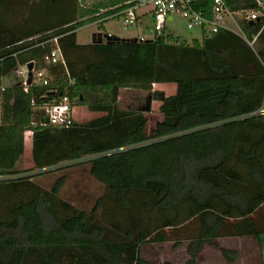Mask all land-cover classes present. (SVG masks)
Returning a JSON list of instances; mask_svg holds the SVG:
<instances>
[{
	"label": "trees",
	"instance_id": "1",
	"mask_svg": "<svg viewBox=\"0 0 264 264\" xmlns=\"http://www.w3.org/2000/svg\"><path fill=\"white\" fill-rule=\"evenodd\" d=\"M11 2L0 0V264H150L142 245L164 242H185L184 264H196L206 243L264 233V10L259 21L238 20L242 34L222 27L192 43L168 32L82 44L77 29L94 18H80L94 9L38 0L32 6L46 9L9 10ZM226 3L230 11L256 7L254 0ZM54 37L66 69L44 60ZM28 62L47 69L46 85L1 86ZM155 83L176 90L153 91L162 118L147 132V106L121 108L118 96ZM64 96L103 114L43 125L40 107ZM28 130L32 166L20 171ZM60 164L87 165L105 187L89 210L59 197L64 175L49 190L34 181ZM219 250L229 263L239 257Z\"/></svg>",
	"mask_w": 264,
	"mask_h": 264
},
{
	"label": "rangeland",
	"instance_id": "2",
	"mask_svg": "<svg viewBox=\"0 0 264 264\" xmlns=\"http://www.w3.org/2000/svg\"><path fill=\"white\" fill-rule=\"evenodd\" d=\"M85 5H88L90 0H82ZM88 2V3H87ZM93 3V2H92ZM150 7L138 9V13L149 11ZM171 18H167L165 23L166 29L175 37L185 40L187 43H192L194 39L200 41L204 34L199 27L187 28L186 21L177 12L170 14ZM237 17H239L237 15ZM234 16L233 20L231 15H227L224 21L225 26L237 33L242 34L238 25V19ZM154 23L150 13L141 17V25H123L121 17H114L104 20L99 23L85 22L83 26L77 29L78 43H89L92 41L93 35L110 33L119 38H133L144 36L147 39L153 37ZM97 39L98 36L96 35ZM104 41V40H103ZM253 45V42H250ZM23 76L19 75L15 69L8 72L1 79V86H9L11 84H20ZM176 85L174 83H155L152 85L151 91H142L134 88L121 89L118 96V106L121 108H134L142 109L147 106V111L144 115L147 117V128L149 130L155 123L162 118L159 110L160 101L153 99V91L162 92L164 96L175 93ZM75 121L84 122L89 119L101 116L103 113L93 112L87 109L86 106L75 105L74 107ZM30 141V143L28 142ZM24 153L16 163V169L24 171L32 166L31 160V134L27 131L23 134ZM64 166V167H62ZM64 175L65 182L59 191V197L68 201L77 208L89 210L97 197L105 192V187L100 182L96 181L88 173L87 165H68L60 164V169L57 172L49 173L46 175H39L34 178V181L41 187L49 190L53 181L58 177ZM258 240L259 245L254 247L251 253L250 264H264V233ZM185 244V242L183 243ZM218 247V244L207 243L205 250ZM211 248V249H210ZM182 247H173L172 242L144 244L141 247V254L147 258L150 264H163L171 255L180 257ZM207 252V251H204ZM211 257V256H210Z\"/></svg>",
	"mask_w": 264,
	"mask_h": 264
},
{
	"label": "built area",
	"instance_id": "3",
	"mask_svg": "<svg viewBox=\"0 0 264 264\" xmlns=\"http://www.w3.org/2000/svg\"><path fill=\"white\" fill-rule=\"evenodd\" d=\"M254 1L255 8L240 11H230L226 0H125L112 6L97 8L96 10L91 6L93 0H90L89 3L87 2L88 5H85L82 0H78V3L80 8L84 10H95L80 18L81 20L94 18V20L91 21L92 23H99L110 18L121 17L123 25L129 26L134 24L138 26L140 16L150 13L154 23V34L153 37L149 39L151 40L157 36L168 33L165 23L173 12H177L183 17L186 21L187 28L199 27L204 36L215 33L219 28H227L224 24L227 15H231L234 21H236L234 16L237 17V15L239 16L237 17L238 20L259 21L260 16L263 14L262 10H264V0ZM144 7H150L149 11L138 13V9ZM107 34L112 35L110 33ZM104 35L100 34L105 41ZM137 39L140 41L148 40L144 36H139ZM48 42L51 44V48L44 56L45 62L52 65L62 64L66 69V63L58 44V38H51ZM26 65L27 64H18L15 67L17 73L23 76V80L20 84L24 91L28 90V84H26L28 70ZM48 77L49 74L47 69H35L33 66L32 81L46 85L48 83ZM74 107L75 104H73L67 96L62 97L57 102L55 101L42 105L40 108L46 115V121L42 124L60 127L68 126L72 120H75ZM27 132L32 135V131L28 130Z\"/></svg>",
	"mask_w": 264,
	"mask_h": 264
},
{
	"label": "crops",
	"instance_id": "4",
	"mask_svg": "<svg viewBox=\"0 0 264 264\" xmlns=\"http://www.w3.org/2000/svg\"><path fill=\"white\" fill-rule=\"evenodd\" d=\"M36 1H38V0H13V2H11V4L7 3V8L9 10H12V9L13 10H22L21 5L25 4L26 10H28L29 8L31 10H44V9H46V7H44L45 5H41L40 6L41 8L36 6V5L32 6V4L34 5V3ZM142 16L143 15H141L139 18V25H141V17ZM168 18H170V16ZM139 25H138V27H139ZM131 38H122V39H131ZM133 38H137V37H133ZM2 87H5V86H2ZM260 237H261V235L258 238H255L253 236L217 238L211 243H213L214 245H215V243L218 244V247L213 248V249L210 248L211 250H209V249L205 250V246L207 245V243L202 246V248L198 254L196 264H250L251 253H253V250H254L253 248L257 247L259 245L257 239H259ZM180 246L182 247V250L180 252V257H177V256L172 254L171 258H168L165 262H170L173 264H184L186 262V260L188 259V254L186 252V243L181 244ZM220 247L236 249L239 252L238 259L232 263L225 261L221 255V253H220V250H219ZM204 251H207V252H204ZM145 259L148 260L147 258H145ZM165 262L163 261V264H165Z\"/></svg>",
	"mask_w": 264,
	"mask_h": 264
},
{
	"label": "water",
	"instance_id": "5",
	"mask_svg": "<svg viewBox=\"0 0 264 264\" xmlns=\"http://www.w3.org/2000/svg\"><path fill=\"white\" fill-rule=\"evenodd\" d=\"M258 21V20H257ZM254 21H250V23H253ZM104 38H105V41L106 42H114V41H119L121 38L115 36V35H104ZM133 41H137V38H132ZM96 38H95V35H93V38H92V41L91 42H95ZM103 39L102 37L100 36V34H98V38H97V42H102ZM149 41V39L147 40ZM33 62H28L26 67H27V79H26V84H29L31 81H32V69H33Z\"/></svg>",
	"mask_w": 264,
	"mask_h": 264
}]
</instances>
